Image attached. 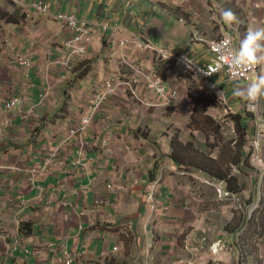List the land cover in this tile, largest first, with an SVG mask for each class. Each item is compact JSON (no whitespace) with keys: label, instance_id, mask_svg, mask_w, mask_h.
Wrapping results in <instances>:
<instances>
[{"label":"crops","instance_id":"crops-1","mask_svg":"<svg viewBox=\"0 0 264 264\" xmlns=\"http://www.w3.org/2000/svg\"><path fill=\"white\" fill-rule=\"evenodd\" d=\"M35 1L0 0V40L6 36L10 46L32 59L27 77L0 43V121L11 118L0 136V264H44L47 254L34 251L52 241L71 250L89 248L92 260L84 257L79 264H253L254 254L244 249L258 235L252 230L261 228L258 217L251 220L261 176L243 163H232L245 149L234 146L231 116L241 113L248 125L246 138L255 137L264 130V96L257 100V112H248V100L233 91L251 82H228L218 74L213 80L228 98L224 105L221 96L206 90L179 62L156 50L186 51L205 63L210 58L206 42L194 36L193 26L181 16L196 11L198 31L206 38L240 25L243 39L249 29L264 27V0H232V7L243 13L233 24L223 20L225 5L218 0H47L51 15L37 12L31 6ZM59 12L94 26L88 51L70 72L56 62L70 35L54 16ZM105 23L121 30L106 29ZM129 34L156 50L133 42L120 45ZM122 58L162 77L167 96L177 93L164 104L156 90L142 86L138 100L121 87L87 133L70 137L105 81L117 73L129 76ZM27 80L22 111L28 115H7L5 101ZM47 86L51 93L40 102ZM227 88L234 89L228 94ZM175 133L213 156L226 148L231 173L241 185V208L233 196L219 198L216 188L203 180L211 178L207 174L170 157ZM215 135L220 147L211 151ZM260 151L264 156V135ZM153 179L160 185L152 213L147 186ZM25 224L32 233L22 231ZM261 240L264 244V233ZM216 241L222 244L217 252L211 248Z\"/></svg>","mask_w":264,"mask_h":264},{"label":"built area","instance_id":"built-area-1","mask_svg":"<svg viewBox=\"0 0 264 264\" xmlns=\"http://www.w3.org/2000/svg\"><path fill=\"white\" fill-rule=\"evenodd\" d=\"M14 1L16 3L24 4L23 0ZM185 1L187 0H182V2ZM213 1L216 3V0ZM31 6L37 12L42 14H52L47 0H37L33 2ZM196 13V11H189L188 17L181 16L180 20L190 23L195 30L194 36L198 40H204L206 42L208 51L210 53V58L205 63H201L192 58L186 51L156 50V48L151 43H148L143 39L134 36L133 34L121 37L119 44L124 46L129 42H133L138 48L155 49L162 55L166 56L167 59L179 62L184 72L189 74L191 77L199 79L206 90L214 93L215 95L221 96L220 102L224 105H227L229 103L228 98L225 96V92L217 86L216 82L213 80V77L218 74H223L228 82H252L253 78L261 73L262 70H264V63L248 69L230 67V50L238 49L240 42L243 40L241 26L232 23L234 30L233 32L222 33L221 35L215 37L206 38L198 31V16ZM54 16L70 33V35L64 40V43L61 47V54L56 60L57 63H59L61 66H64V68L70 72L73 70L77 58L88 51V47L92 41V32L94 26L89 20L85 18H79L73 13L59 12ZM103 27L106 29L112 28L114 31L121 30L119 25L111 26L109 23L103 24ZM0 43L5 45L4 50H7L12 54V59L24 67L28 77L30 74V68L32 66L31 57L28 54L18 51L10 46L6 36L1 37ZM121 62L129 68V76L124 78L122 75L117 73L113 74L105 81L103 84L104 86L101 92L97 94L95 101L90 104V106L83 112L78 124L74 128L70 129V137L87 133L94 124L96 114L102 109L104 103L121 87L127 88L131 95L138 100H142V86L149 90H156L160 93V95L163 96L164 104H168L177 93L176 91H173L171 96H167V87L164 84L162 77H160L157 73L144 69L140 66V64L134 62L133 60H129L128 58H122ZM29 86L30 80H27L18 93L11 94L5 101L4 111L7 115L12 114V112L23 115L24 117L28 115L23 113L22 106L28 94ZM50 93L51 89L49 86H47L41 92L39 101H45ZM245 109L248 112H257V101L252 103L251 106L250 102L247 101ZM10 124L11 118L8 116L0 121V136L3 135L6 128ZM232 124L235 127V122H232ZM235 132L236 131L234 128V133ZM263 135L264 130L258 131L255 137L247 139V142L244 146L246 154H249V162L255 167V170H258L257 172H259L261 178H263L264 174V156L260 151ZM53 155H55V153ZM33 170L37 171V168H34ZM203 180L206 183L212 184L216 188L219 198L226 199V197L229 196L235 197L234 202L236 204V208H241V197L238 195V193H232L227 189L228 183L225 179L217 180L207 177L203 178ZM159 185L160 180L153 179L149 181L147 186V198L152 213L156 210L158 203L157 194L159 193ZM262 185L263 182L261 187ZM260 195L261 191H259V198ZM257 206L258 205L255 207ZM261 239L262 236H259L257 237L256 241L258 251L260 252H262L260 245L262 241ZM17 243H19V240H17ZM221 246V241H216L212 244L211 248L213 251L217 252ZM116 249H118V247H116ZM50 252H54V254L50 255ZM27 253H31V251L27 250ZM45 253L47 254V257L45 258L44 264H79L80 262H83L84 257H87L88 261L92 260V252L87 247H82L80 250H71L68 244H58L54 241L47 245L39 246V249L34 251L35 255H42ZM4 264H8V262H5Z\"/></svg>","mask_w":264,"mask_h":264},{"label":"trees","instance_id":"trees-1","mask_svg":"<svg viewBox=\"0 0 264 264\" xmlns=\"http://www.w3.org/2000/svg\"><path fill=\"white\" fill-rule=\"evenodd\" d=\"M222 1L225 5V10H231L235 13L236 18L240 19L243 17L242 10L239 8H233L231 1L232 0H218ZM242 29H245L243 27ZM167 67L163 70V75L166 73ZM81 75V74H80ZM231 118L235 121V133L237 134L236 137L232 138V141L235 142V147L239 149H245V143L247 142V138L245 135L248 133V125L244 120L243 115L241 113H236L231 116ZM215 142H209V145L211 147V151L215 148L216 145H219L216 143L217 139L220 137L219 135H215ZM230 141V140H229ZM172 152L170 153V157L177 163L182 164L185 163L187 165H192L193 167L197 168L198 170L204 172L212 179H225L227 181V189L232 193H240L241 191V185L239 184L238 177L231 173L230 166L227 162L228 160V152L226 148L220 147V152L218 156H213L211 152L205 151V150H198L195 147V144L192 140L184 143L179 138L177 133H175L172 137ZM231 142V141H230ZM243 157L240 159H237L235 156L232 157V163H236L238 166L240 164H244L248 168L255 169L254 166L251 165L249 162V154H246L244 150V154L242 153ZM161 163V160L159 162L155 163L153 173L157 171L159 165ZM188 168V167H186ZM263 185L261 187V195L258 200V206L252 213L251 220L255 221L256 217L260 219V230L257 232L256 229L252 230V233H258L257 236H255L252 239V242H248L249 246L248 248H245L244 250L248 253H251L254 257L253 264H264L263 259L259 258L256 253H258V248L256 245L257 237L262 236L264 233V174L262 178ZM257 211H259V214H257ZM22 231H28L29 233H32V228L30 227V224H25L22 228ZM248 241V239H247Z\"/></svg>","mask_w":264,"mask_h":264},{"label":"clouds","instance_id":"clouds-1","mask_svg":"<svg viewBox=\"0 0 264 264\" xmlns=\"http://www.w3.org/2000/svg\"><path fill=\"white\" fill-rule=\"evenodd\" d=\"M222 18L231 24L236 20V15L231 10H224ZM230 67L248 69L264 63V27L249 29L240 46L236 50H230ZM233 95L242 97L252 103L264 96V70L246 87L237 86Z\"/></svg>","mask_w":264,"mask_h":264},{"label":"rangeland","instance_id":"rangeland-1","mask_svg":"<svg viewBox=\"0 0 264 264\" xmlns=\"http://www.w3.org/2000/svg\"><path fill=\"white\" fill-rule=\"evenodd\" d=\"M234 88H227V91H228V94L230 93V91L232 92V90H233ZM226 91V90H225ZM228 127H229V125H227ZM215 137V136H214ZM227 138H228V136H226ZM226 138V139H227ZM229 139V138H228ZM227 139V140H228ZM256 181H257V185H259V189L261 188V184H262V182H261V178L260 177H258L257 179H256ZM260 245H261V251L262 252H260V251H258V253H256V255L259 257V258H261V259H263V261H264V244H263V241H261V243H260Z\"/></svg>","mask_w":264,"mask_h":264}]
</instances>
